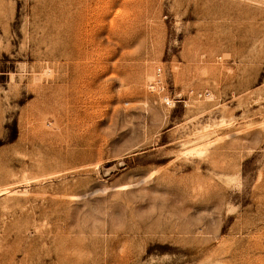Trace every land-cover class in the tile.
Instances as JSON below:
<instances>
[{"label":"rangeland","instance_id":"1","mask_svg":"<svg viewBox=\"0 0 264 264\" xmlns=\"http://www.w3.org/2000/svg\"><path fill=\"white\" fill-rule=\"evenodd\" d=\"M0 264H264V0H0Z\"/></svg>","mask_w":264,"mask_h":264}]
</instances>
